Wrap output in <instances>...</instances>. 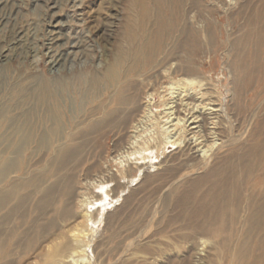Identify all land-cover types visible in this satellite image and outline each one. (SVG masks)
Masks as SVG:
<instances>
[{
  "label": "bare ground",
  "instance_id": "6f19581e",
  "mask_svg": "<svg viewBox=\"0 0 264 264\" xmlns=\"http://www.w3.org/2000/svg\"><path fill=\"white\" fill-rule=\"evenodd\" d=\"M215 1L224 11L233 0ZM4 4L0 0V63L4 69L0 73V146H4L0 149V264H87L77 260L84 259L91 249L101 253L104 238H108L96 234L95 224L109 205L106 199L112 195L110 203L117 200L118 193L133 180L121 182L120 174L125 172L122 179L130 177L149 162H128L129 153L126 166L114 172L106 161L100 163L102 156H82L84 148L100 144L110 132L115 145L125 144L127 150L138 148L149 155L162 152L168 144L175 145L177 150L166 154L157 167L162 171L174 169L168 161L175 159L182 160L179 165L194 162L177 181H185L188 174L207 166L203 174L186 180V200L202 181H209L213 191L203 192L197 206L186 215L182 228L186 234L180 237L183 245L177 246L179 259L195 253L196 264H210L224 253L232 261L226 264H261L260 254L253 252H261L264 246L250 247V230L241 227L237 234L234 232V216L229 213L225 218L228 212H223L225 207L214 192L219 190L218 195L225 199L230 178L226 174L228 155L217 164L215 154L237 141L234 135H223L219 127L223 113L227 114L226 103L222 107L221 101H215L208 83L196 74L193 61L184 64L172 58L189 39V33L198 46L200 19L190 12L204 8L202 0H127V46L91 72L82 96L74 92L76 79L68 65L88 55L86 39L70 40L62 30L65 24L56 21L58 14L52 6V29L45 31L46 39L41 40L33 29L18 25L15 16L5 12ZM110 27L100 37L107 38ZM88 31L90 38L92 31ZM37 53L46 58V72H19L14 80L19 60ZM196 53L195 49L193 55ZM155 97L163 110L154 112L157 115L153 118ZM147 123L154 129L144 137ZM32 147L49 156L28 165L35 157L29 156ZM87 158L96 160L77 177ZM111 182L113 187L104 189ZM261 190L264 198V188ZM186 202H182L183 208H187ZM250 211L244 223L257 220L262 224L264 202L252 204ZM105 225L107 228L108 222ZM235 234L240 238L229 246ZM125 257L124 261L131 263L145 260L139 253Z\"/></svg>",
  "mask_w": 264,
  "mask_h": 264
},
{
  "label": "rangeland",
  "instance_id": "374dc122",
  "mask_svg": "<svg viewBox=\"0 0 264 264\" xmlns=\"http://www.w3.org/2000/svg\"><path fill=\"white\" fill-rule=\"evenodd\" d=\"M1 2H5V12L15 16L18 25L33 29L37 38L41 40L46 39L45 31L52 29L50 17L53 11L52 6L58 14L56 21L59 20L65 24L62 30L70 40L86 39L84 44L88 47V55L85 59L82 57L68 65L73 79H76L73 86L74 92L80 96L88 87L86 80L91 72L99 70L105 61L113 58L118 49L127 46L124 34L127 0H1ZM214 2L216 1L202 0V3L206 5L204 8L200 6L197 9H191L190 13H197L200 19L197 34L198 46L193 44L194 35L189 33L188 37L190 39L191 36V41L185 40L183 47L177 49L172 58L184 64L193 61L197 66L196 74L208 83L215 101L217 103L221 101L222 107L226 103L227 114L223 113L219 127L224 131L223 135L228 137L234 135L237 141L228 148L218 150L215 154L217 164L222 163L224 156L228 155L225 159L228 160L226 174L230 178L225 187V192H227L225 199L218 195L219 190L214 192L219 196L218 202L225 207L223 212H228L225 218H229V213L230 216H234L233 219L231 218L236 222L234 226H232L233 223L231 225L234 232L237 234L241 227L244 231L250 230V237H252L250 247L255 250V248L264 246V221L262 224H259L257 220H246L244 223L243 219L251 212L252 204L264 202L263 190H261L264 188V0H233L225 8L226 13L222 8L216 7ZM40 5H44V8L38 9ZM85 18L87 20L84 22ZM109 26L111 30L107 31L108 37H100V34L104 33ZM89 29L92 31L90 38ZM37 42L40 41L37 40ZM195 49L196 56L193 55ZM18 66L19 70H16L14 80L19 78L17 77L19 72H23V75L45 73L47 63L46 58L37 53L29 56L25 61L20 59ZM3 70L2 63H0V73ZM162 106L160 100L155 97L151 109L153 118L163 110ZM151 125L153 124L147 123L143 127L144 137L152 131V128L154 129ZM113 137V132H110L109 138L102 140L100 144L84 148L82 156H102L100 163L106 161L108 167L114 172L126 166L129 153L128 162L136 160H148L149 162L144 170L135 171L130 177L126 176L122 179L121 176L125 172L120 174L121 182L128 179L133 180L118 193L117 200L110 203L112 195L106 199L109 205L102 219L95 224L96 234H102L103 237L108 238H104L103 250L101 249V253L96 254L91 249L86 252L84 259L79 258L77 262L83 261L87 264H196L195 253L179 259L177 246L183 245L180 237L186 234V231L182 230L186 215L190 213V209L197 206L196 202L203 192L213 191L209 181H202L200 187L195 188L193 193L189 194L190 198L186 200L184 198L188 189L186 180L197 178L199 174L205 172L207 166L200 167L191 175L188 174L185 181H177L178 177L185 173L194 162L188 161L187 164L179 165L182 160L175 159L168 161L174 169L162 171L157 167L166 154H172L177 150L175 145L168 144L163 146L162 152L161 150L153 151L149 155L147 151H138L140 150L138 148L135 151L127 150L124 147L125 144L115 145ZM3 147L0 146V149ZM95 147L98 148L95 149ZM34 148L30 149L29 156L35 157L28 165L41 161V156H49L44 150L39 151ZM89 159L87 158L80 166L77 177H82L89 164L96 160ZM112 183H107L104 189L109 190L113 187ZM104 191H102V196ZM183 201H187V208H183L185 207L182 204ZM77 220L79 221L80 218ZM106 222H108L107 228ZM236 234L229 246L240 238H238L239 234ZM259 252L260 249L253 253L260 254L261 264H264V248ZM131 253L145 255V260L138 263L124 261L123 256L129 257ZM227 262L232 261L224 253H220L210 264H226Z\"/></svg>",
  "mask_w": 264,
  "mask_h": 264
}]
</instances>
